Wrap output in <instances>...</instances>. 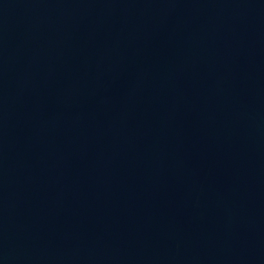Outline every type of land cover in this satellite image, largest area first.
<instances>
[{
	"label": "water",
	"instance_id": "water-1",
	"mask_svg": "<svg viewBox=\"0 0 264 264\" xmlns=\"http://www.w3.org/2000/svg\"><path fill=\"white\" fill-rule=\"evenodd\" d=\"M0 264H264V0H0Z\"/></svg>",
	"mask_w": 264,
	"mask_h": 264
}]
</instances>
